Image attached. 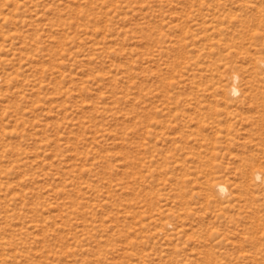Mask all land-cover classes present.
Segmentation results:
<instances>
[{
  "label": "rangeland",
  "instance_id": "1",
  "mask_svg": "<svg viewBox=\"0 0 264 264\" xmlns=\"http://www.w3.org/2000/svg\"><path fill=\"white\" fill-rule=\"evenodd\" d=\"M262 115L264 0H0V264H264Z\"/></svg>",
  "mask_w": 264,
  "mask_h": 264
},
{
  "label": "bare ground",
  "instance_id": "2",
  "mask_svg": "<svg viewBox=\"0 0 264 264\" xmlns=\"http://www.w3.org/2000/svg\"><path fill=\"white\" fill-rule=\"evenodd\" d=\"M235 78H236V76H235ZM236 91H237L236 87L232 84L231 87H230V89H229V92L230 93H235ZM262 116H264V115H262ZM251 176H252V178H253L254 181L261 182V183L264 182V174L263 173H260V172H252L251 173ZM215 188L217 189V192L221 196H223L225 194V188L223 186L216 185Z\"/></svg>",
  "mask_w": 264,
  "mask_h": 264
}]
</instances>
